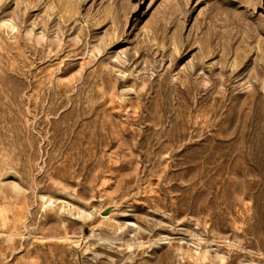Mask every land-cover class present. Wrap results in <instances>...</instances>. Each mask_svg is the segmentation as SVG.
I'll use <instances>...</instances> for the list:
<instances>
[{"label":"rangeland","instance_id":"obj_1","mask_svg":"<svg viewBox=\"0 0 264 264\" xmlns=\"http://www.w3.org/2000/svg\"><path fill=\"white\" fill-rule=\"evenodd\" d=\"M0 264H264V0H0Z\"/></svg>","mask_w":264,"mask_h":264},{"label":"bare ground","instance_id":"obj_2","mask_svg":"<svg viewBox=\"0 0 264 264\" xmlns=\"http://www.w3.org/2000/svg\"><path fill=\"white\" fill-rule=\"evenodd\" d=\"M50 204V203H49ZM51 205V204H50ZM61 205V204H60Z\"/></svg>","mask_w":264,"mask_h":264}]
</instances>
